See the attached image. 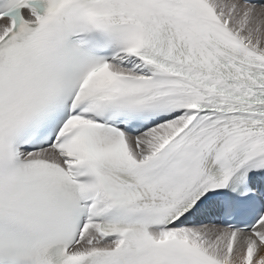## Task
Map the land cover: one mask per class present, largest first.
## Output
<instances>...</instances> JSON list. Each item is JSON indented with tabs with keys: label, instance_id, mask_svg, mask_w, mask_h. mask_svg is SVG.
I'll use <instances>...</instances> for the list:
<instances>
[{
	"label": "bare ground",
	"instance_id": "obj_1",
	"mask_svg": "<svg viewBox=\"0 0 264 264\" xmlns=\"http://www.w3.org/2000/svg\"><path fill=\"white\" fill-rule=\"evenodd\" d=\"M199 5L210 14L214 15L218 25L228 33L239 46L246 49L264 61V5L262 0H249V2L237 3L234 10L231 5L222 7L223 0H196ZM244 3V4H243ZM247 3V4H246ZM204 4V5H203ZM223 8V9H222ZM8 22L0 21V35L8 29ZM123 64V65H121ZM132 66L133 68H131ZM109 67L118 75L131 77H149L146 67L137 59L124 56L117 58L109 64ZM124 68V73L121 71ZM131 74V75H130ZM196 112L183 111L175 116L158 123L137 136H128V144L131 154L134 153L143 160L153 156L164 149L179 133H181L194 119ZM177 122L166 125L168 121ZM165 124V125H164ZM145 136V137H144ZM47 151L44 149L42 156ZM252 189L264 195V171L250 180ZM218 200L212 199L195 210L179 224L169 227L160 232H150L152 237L158 241L179 239L187 242L202 255L211 257L222 264H264V243L257 245L255 231L264 226V221L256 228L247 232H235L220 228L218 225L210 226V219L218 216L220 212ZM205 221V223H203ZM196 225V226H194ZM89 230L91 227L88 228ZM264 239L263 236H259ZM85 243V242H84ZM95 248L86 247L81 242L77 243V250L95 251L110 249L112 244L96 243ZM252 253V254H250Z\"/></svg>",
	"mask_w": 264,
	"mask_h": 264
},
{
	"label": "rangeland",
	"instance_id": "obj_2",
	"mask_svg": "<svg viewBox=\"0 0 264 264\" xmlns=\"http://www.w3.org/2000/svg\"><path fill=\"white\" fill-rule=\"evenodd\" d=\"M241 3H242V1H240ZM237 3H239V0H223V3H222V7H223V5H224V7H226V6H228V4H230L231 5V9L234 11V12H237V13H239V9H237V10H234V9H236V7H237ZM244 4V3H243ZM247 4V3H246ZM258 4H261V2H260V0L258 1ZM223 9V8H222ZM7 26H8V24H7ZM121 65H123V64H121ZM131 68H133L132 66H130ZM121 71L124 73V68H121ZM174 122H177V119L176 120H174V121H168V122H166L165 124L166 125H169L170 123H174ZM164 124V125H165ZM145 137V136H144ZM132 152H133V156L135 155V157L136 158H138V159H140L135 153H134V151H133V149H132ZM43 156H45V155H43ZM53 160H55V161H57L56 160V158H53ZM203 223H205V221L203 222ZM216 225H218L217 223H211L210 222V226H212V227H214V226H216ZM194 226H196V225H194ZM219 226V225H218ZM220 227V226H219ZM221 228V227H220ZM255 236H256V234H258V236H263L264 235V226L262 227V228H260V229H258V231H255ZM87 236H89L90 237V234H87L86 233V235L82 238V244H84V242H85V240H86V238H87ZM255 242H256V244L257 245H259V244H261L260 243V240H258V238H256V240H255ZM250 254H252V253H250Z\"/></svg>",
	"mask_w": 264,
	"mask_h": 264
}]
</instances>
